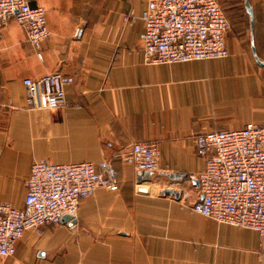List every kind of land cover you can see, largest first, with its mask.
Returning a JSON list of instances; mask_svg holds the SVG:
<instances>
[{
	"label": "crops",
	"instance_id": "crops-1",
	"mask_svg": "<svg viewBox=\"0 0 264 264\" xmlns=\"http://www.w3.org/2000/svg\"><path fill=\"white\" fill-rule=\"evenodd\" d=\"M27 1L46 10L50 37L40 59L20 24L0 27V203L24 206L40 160H110L119 189H99L84 200L75 226L28 231L0 264H264L256 231L192 210L206 170L195 137L264 124V69L252 55L244 1L238 25L247 31L230 18L226 59L163 65L144 62L140 17L147 0ZM248 2L264 61V0ZM54 73L74 78L65 89L67 106L30 110L23 82ZM151 142L160 150L154 172L114 158L134 143ZM152 186L159 196L150 194Z\"/></svg>",
	"mask_w": 264,
	"mask_h": 264
},
{
	"label": "built area",
	"instance_id": "built-area-1",
	"mask_svg": "<svg viewBox=\"0 0 264 264\" xmlns=\"http://www.w3.org/2000/svg\"><path fill=\"white\" fill-rule=\"evenodd\" d=\"M12 20L24 28L41 59L42 44L50 37L46 10L32 7L27 0H0V27ZM140 20L146 64L207 62L229 56L230 23L218 0H147ZM23 83L30 110H56L67 106L65 89L74 78L54 73ZM195 149L205 159L206 170L199 176L202 196L192 210L218 224L256 231L264 240V124L200 134L195 137ZM114 158L140 173H151L158 168L160 150L154 142L134 143ZM99 189H119L110 160L97 165L35 162L24 206L0 203V259L13 257L28 231L41 235L46 227L59 226L66 216L76 219L81 203ZM150 194L159 196L161 191L152 186Z\"/></svg>",
	"mask_w": 264,
	"mask_h": 264
},
{
	"label": "rangeland",
	"instance_id": "rangeland-1",
	"mask_svg": "<svg viewBox=\"0 0 264 264\" xmlns=\"http://www.w3.org/2000/svg\"><path fill=\"white\" fill-rule=\"evenodd\" d=\"M218 3L220 7L226 12L229 20H231L230 18L232 17L236 18L233 21L237 24V26L235 25V29L241 30L242 34H244L245 30L247 31V28L245 26L238 25L240 24V21L242 22L241 19H243V0H218ZM244 47L249 48V43L245 41Z\"/></svg>",
	"mask_w": 264,
	"mask_h": 264
},
{
	"label": "water",
	"instance_id": "water-1",
	"mask_svg": "<svg viewBox=\"0 0 264 264\" xmlns=\"http://www.w3.org/2000/svg\"><path fill=\"white\" fill-rule=\"evenodd\" d=\"M244 1V7L246 10V13L248 14L249 18H250V44H251V51H252V55L253 58L256 62V64L261 67L262 69H264V61H262L258 55H257V51L255 48V44H254V37H253V23H254V16H253V10L251 8L250 3L248 2V0H243ZM169 191H164V194H169ZM63 224H68L69 226H75L77 221L75 219H73L70 216H66L63 218L62 222Z\"/></svg>",
	"mask_w": 264,
	"mask_h": 264
},
{
	"label": "trees",
	"instance_id": "trees-1",
	"mask_svg": "<svg viewBox=\"0 0 264 264\" xmlns=\"http://www.w3.org/2000/svg\"><path fill=\"white\" fill-rule=\"evenodd\" d=\"M223 10V9H222ZM223 12H224V14L226 15V17H227V19H228V21H229V23H230V20H229V17L227 16V14H226V12L223 10ZM234 17H232L231 19H233ZM230 28H231V23H230Z\"/></svg>",
	"mask_w": 264,
	"mask_h": 264
}]
</instances>
